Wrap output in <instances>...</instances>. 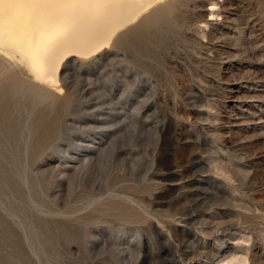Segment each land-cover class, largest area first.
I'll return each mask as SVG.
<instances>
[{"label":"rangeland","instance_id":"obj_1","mask_svg":"<svg viewBox=\"0 0 264 264\" xmlns=\"http://www.w3.org/2000/svg\"><path fill=\"white\" fill-rule=\"evenodd\" d=\"M183 2L70 67L53 104L11 66L0 264H264V0ZM139 235L142 262L109 245Z\"/></svg>","mask_w":264,"mask_h":264},{"label":"bare ground","instance_id":"obj_2","mask_svg":"<svg viewBox=\"0 0 264 264\" xmlns=\"http://www.w3.org/2000/svg\"><path fill=\"white\" fill-rule=\"evenodd\" d=\"M183 1L34 3L29 0H0V68L2 69L0 82L8 77L15 78L11 66L17 65L28 74V77L21 80L14 79L15 83L8 88L15 93L20 92L24 96H30L37 103L53 104L65 91L66 75L70 67L93 58L99 60L102 57L107 58L111 48L126 44L140 28L152 20L159 21L172 14L184 3ZM210 16H215V14L211 13ZM115 56L118 57V55ZM129 199L131 200L130 196ZM139 237L140 245L135 248L122 240L111 241L109 245L118 255L125 256L124 253L127 251L136 261L142 262L145 257L141 235ZM180 246H177L176 251L174 250L176 253L182 248ZM189 247L192 250L184 251L183 259H189L195 251H198L193 244ZM216 254L217 252L214 251L211 253V255ZM198 255L200 256L201 252ZM223 255H225L224 252Z\"/></svg>","mask_w":264,"mask_h":264},{"label":"snow or ice","instance_id":"obj_3","mask_svg":"<svg viewBox=\"0 0 264 264\" xmlns=\"http://www.w3.org/2000/svg\"><path fill=\"white\" fill-rule=\"evenodd\" d=\"M34 3H117L125 0H29ZM140 2V0H136Z\"/></svg>","mask_w":264,"mask_h":264}]
</instances>
